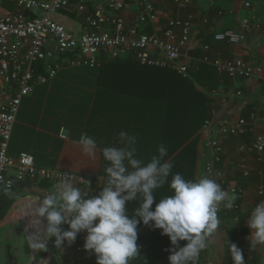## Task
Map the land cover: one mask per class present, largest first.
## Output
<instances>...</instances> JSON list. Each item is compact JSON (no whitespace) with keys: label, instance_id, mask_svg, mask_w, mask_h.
<instances>
[{"label":"crops","instance_id":"crops-1","mask_svg":"<svg viewBox=\"0 0 264 264\" xmlns=\"http://www.w3.org/2000/svg\"><path fill=\"white\" fill-rule=\"evenodd\" d=\"M104 1L99 0L95 8L109 14L108 10H105ZM150 1L158 11L161 27L171 19L193 18L192 40L187 50L193 64L192 72L199 69L201 59L206 55L225 60L241 59L253 65L264 66V28L261 31L248 30L243 25L245 19H250L253 23L261 21L264 25V0H250L253 3L252 11H248L239 0H190L186 9L180 8L175 0ZM8 11L21 12L14 0H0V14ZM137 11L136 4L128 1L122 15L130 24L134 21ZM52 17L69 31L77 35L82 33L83 16L63 12L55 13ZM230 30L241 36L240 43L215 42V34ZM207 42L210 43L204 44ZM204 45H210L211 51L204 52ZM70 59V56L61 57L65 66L56 77L47 83L36 84L34 92L23 98L9 143L8 156L17 159L22 153H27L34 157L38 168L83 176L94 183L98 195L106 183L102 174V165L105 162L102 157L103 147L97 142L96 155L93 158L83 152L77 141L81 135L88 136L89 122L94 125L93 130L98 127L95 125L100 123L101 126L104 123L103 117L98 114V118L93 117V113L99 104L100 75L106 64L111 61L104 62L100 68H92L67 65ZM44 68L39 69V72L47 74L45 65ZM203 89L207 90L205 92L212 104L220 110V118L223 121L235 123L241 118L248 119L252 112L257 114L253 131L247 136L234 138L219 135L224 149L219 168L231 184L245 190L246 197L238 215L239 223L242 221L248 227L247 218L259 202L258 187L264 183V165L258 164L253 156L240 153L239 146L243 143L251 144L264 130V84L255 78L233 81L222 75L220 86L216 89L218 96L210 95L212 91L206 86ZM5 90L9 95L7 89L2 92L5 93ZM238 92L242 93L241 97H236ZM223 99L227 102L223 103ZM3 100L0 95V103ZM102 132L100 131V134ZM113 136L114 134L107 136V147L114 146L115 140H111ZM209 161L210 155L204 141L198 178L207 176L205 166ZM242 163L252 172L250 181L244 185H240L242 173L239 166ZM55 183H24L26 187H22L23 190L19 192L20 198L12 202L8 214L0 219V264H51L53 261L55 264H96L95 255L86 252L84 247L82 252L77 251L78 237L71 247L65 244L64 251L53 248L37 252L27 246L26 238L32 229L29 227L31 217L26 216L30 201L25 197L46 194ZM64 228L67 229V225ZM237 229L238 223L234 221L226 219L222 222L217 234L208 238L209 244L201 253L200 264H233L228 250L232 243L243 251L246 264H263L264 245L251 248L249 241L245 240L246 236H240L235 240L239 241V244L235 243L231 233ZM245 251H249L248 258L244 255Z\"/></svg>","mask_w":264,"mask_h":264},{"label":"built area","instance_id":"built-area-1","mask_svg":"<svg viewBox=\"0 0 264 264\" xmlns=\"http://www.w3.org/2000/svg\"><path fill=\"white\" fill-rule=\"evenodd\" d=\"M98 1L14 0L21 12L8 11L0 14V95L4 98L0 103V185L12 180L14 183L11 187L14 191L29 181L57 182L62 173H70L38 168L34 157L27 153H22L17 159L8 156L9 143L23 98L34 92L36 84L47 83L56 77L65 66L61 57H71L67 65L92 68H100L104 62L131 57L141 66L171 69L184 77H190L193 64L187 50L192 40V17L171 19L161 27L158 11L150 0H105L103 3L109 14L95 8ZM128 1L135 3L138 8L136 17L130 24L122 15ZM239 1L248 11L253 10L250 0ZM175 2L182 9L190 4V0ZM63 12L83 16L81 34L69 31L52 17L55 13ZM243 25L248 30L261 31L264 28L261 21L253 23L250 19H245ZM213 38L215 42L228 44H238L242 40L232 30L215 34ZM203 51L210 52L211 46L204 45ZM201 62L212 65L230 80L255 78L264 84V66L253 65L241 59L225 60L210 55L204 56ZM42 65H45L47 74L39 72ZM3 89L9 90L10 94L6 90L3 93ZM210 95L218 96L217 91H212ZM241 95L238 92L236 97ZM225 102L226 99H223V103ZM212 105L214 109L203 128L205 147L210 155L205 174L219 183L232 199V207L221 205L218 216L222 213L232 214L237 224L246 194L242 187L231 184L219 168L224 152L219 135L234 138L247 136L253 131L257 114L252 112L248 119L241 118L232 123L223 121L220 110L214 103ZM239 152L253 156L258 164L264 165V130L251 144H241ZM239 167L245 178L252 176L245 163ZM70 174L78 187H85V181H88L91 186L89 196L96 195L92 181ZM257 194L259 202L264 201V183L258 187ZM3 196L0 193V202ZM85 236L86 233L83 232L78 236L79 253L83 250ZM249 236L245 237L246 241H249ZM53 248V242L50 241L48 250ZM244 255L248 258L249 251H245Z\"/></svg>","mask_w":264,"mask_h":264},{"label":"clouds","instance_id":"clouds-1","mask_svg":"<svg viewBox=\"0 0 264 264\" xmlns=\"http://www.w3.org/2000/svg\"><path fill=\"white\" fill-rule=\"evenodd\" d=\"M119 139L123 146L102 149L106 183L98 195L89 196L88 181L84 180L81 188L70 173H62L46 194L25 197L30 201L26 216L31 217L32 229L27 246L44 252L51 241L57 250L64 251L65 243L74 244L83 232L84 250L95 255L96 264H130L140 253L137 240L142 224L161 230V235L169 238L168 264H198L208 238L216 235L222 224L220 206L232 207L229 193L207 176L191 180L173 174V163L164 160L168 152L163 144L158 146V154L145 162L137 156L135 136L121 131ZM77 143L86 155L95 157L94 138L81 135ZM13 183L9 180L0 185V193L18 198ZM165 185L171 194L158 199L153 210L155 190ZM132 201H138V206L129 213L126 204ZM247 221L250 247L264 245V201L256 204ZM181 241L186 243L180 246ZM228 250L233 264H246L236 244H230Z\"/></svg>","mask_w":264,"mask_h":264},{"label":"trees","instance_id":"trees-1","mask_svg":"<svg viewBox=\"0 0 264 264\" xmlns=\"http://www.w3.org/2000/svg\"><path fill=\"white\" fill-rule=\"evenodd\" d=\"M208 43L210 42L204 44ZM42 67L44 68L42 65L40 69ZM221 78L222 75L212 65L202 62L197 71L190 73V77H184L171 69L141 66L131 57L111 61L100 75L99 104L93 113V117H97V114L103 117L104 123L101 126L100 123L95 125L98 127L93 130L94 125L89 122L88 136L104 148L107 147V136L114 134L111 139L115 140L114 146L121 147L123 145L119 133L125 131L137 138V156L145 162L157 155L158 146L163 144L168 152L164 160L171 161L174 165L172 173H180L185 179L196 180L199 177L204 145V124L214 109L203 87L216 91ZM100 131H103L102 134ZM105 166L106 162L102 165V174L106 178L103 171ZM241 177L240 185L250 181L243 174ZM22 187L25 188L26 184L14 190L17 197L23 190ZM154 194L157 198L154 200L153 210L158 199L170 195L171 191L165 185L155 190ZM19 198L3 196L0 202V219L8 214L12 202ZM137 206L138 201L128 202L126 211L131 213ZM219 218L222 222L226 219L234 221L232 214L222 213ZM238 228L231 236L239 244L235 240L249 235L250 230L242 221L238 223ZM185 243L181 241L180 246ZM137 244L140 247L139 256L131 260L130 264H168V249L172 245L167 236L161 235V230L139 225Z\"/></svg>","mask_w":264,"mask_h":264},{"label":"water","instance_id":"water-1","mask_svg":"<svg viewBox=\"0 0 264 264\" xmlns=\"http://www.w3.org/2000/svg\"><path fill=\"white\" fill-rule=\"evenodd\" d=\"M263 264H264V251H263Z\"/></svg>","mask_w":264,"mask_h":264},{"label":"rangeland","instance_id":"rangeland-1","mask_svg":"<svg viewBox=\"0 0 264 264\" xmlns=\"http://www.w3.org/2000/svg\"><path fill=\"white\" fill-rule=\"evenodd\" d=\"M204 90V89H203ZM207 92V90H205Z\"/></svg>","mask_w":264,"mask_h":264}]
</instances>
